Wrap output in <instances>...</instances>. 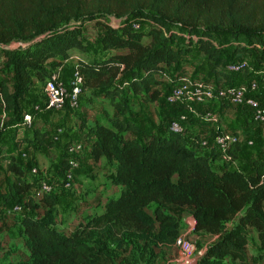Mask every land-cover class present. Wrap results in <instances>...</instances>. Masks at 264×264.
I'll list each match as a JSON object with an SVG mask.
<instances>
[{
	"label": "trees",
	"instance_id": "obj_1",
	"mask_svg": "<svg viewBox=\"0 0 264 264\" xmlns=\"http://www.w3.org/2000/svg\"><path fill=\"white\" fill-rule=\"evenodd\" d=\"M136 21L141 28L133 27ZM86 23L103 27L99 45L105 56L76 61L81 91L107 103L114 116L105 113V123L81 122L80 132L85 130L90 158L113 165L110 182L120 189L100 213L68 233L55 226V197L43 196L44 214H24L18 224L28 258L6 264H114L112 246L126 252L138 240L154 264L151 248L174 246L179 236L180 222L169 213L170 206L190 207L194 231L216 236L192 264H246L244 248L252 230L259 254L251 264H257L264 257V154L244 172L232 168L241 151L236 145L231 161L214 170L210 161L220 160L216 152L199 151L195 140L168 129L178 116L162 122L163 132L146 140L129 134L141 131L132 119L130 97L157 101L168 69L193 48L225 81L228 74L220 67L231 57L217 40L227 41L234 57L246 54L264 64V0H0V54L14 81L10 89L0 79V107L8 116L0 120V139L21 120L33 85L68 60L71 50L87 51ZM177 41L183 45L175 46ZM25 143L53 146L38 129L17 142L19 147ZM0 158L10 174L3 199L36 212L40 204L30 195L36 184L25 178L14 152L0 149Z\"/></svg>",
	"mask_w": 264,
	"mask_h": 264
},
{
	"label": "rangeland",
	"instance_id": "obj_2",
	"mask_svg": "<svg viewBox=\"0 0 264 264\" xmlns=\"http://www.w3.org/2000/svg\"><path fill=\"white\" fill-rule=\"evenodd\" d=\"M142 29L146 30L147 25L143 24ZM82 31L87 51L82 52L74 50L70 52V58L68 60L64 61L61 66L51 70L57 73L59 81L67 93H69L73 87L74 70L78 58L90 59L105 56V53L100 50L99 45V38L103 32V27L95 23H86L83 25ZM217 41H219L217 43H220L224 49L225 55L231 57V62L247 64L246 69L242 70L241 74H226L229 77V81L227 80L224 86L230 83L246 85V83L251 82L249 80L261 81L258 79V75L252 73V70L258 69L263 66V64H256L254 57L250 55L245 56L239 54L234 57L231 52L232 49H230L227 41ZM174 45L182 46L183 41H177ZM13 47L15 48L17 45L11 46V48ZM4 62L5 59H3L0 54V79L6 81L9 88H12L14 83L13 75L6 69ZM251 64L253 66H249ZM166 75L168 79L164 82L163 92H168L170 88L179 81L190 80L208 83L217 80L219 76L224 80L218 73L209 72V66L204 60V57H201L200 53H198L195 48H193L190 53L185 54L177 66L168 69ZM209 84L214 85L215 83L211 82ZM259 86L264 87V83L260 82ZM41 87L42 83L36 82L34 91L26 95L27 101L24 103V112L30 113L34 105L43 104ZM259 95L264 96V89L259 92ZM139 102H142L139 98L134 96L130 97V104L133 112L132 119L139 126V121H141V119L149 118L151 115L153 116L155 112H157L156 115H158L156 119L151 117L152 119L150 122L147 120L138 134H129V137L134 136L140 140H146L149 135L160 131V122L166 121L163 120V117H159V112L161 110H167L169 106H167L162 99L155 104L145 103V106L141 105ZM214 105L217 104H213L215 110L216 106ZM141 106L146 115L139 117L138 114L135 113V110ZM222 107L228 112V116L224 119L227 131L231 132L230 130L233 128L241 131L240 128L242 129L245 125L241 115L242 111L232 106L223 105ZM108 111L110 112L111 110L106 105H103L99 101V98H94L89 91L85 93L82 92L79 106L76 110L72 111L69 108H65L64 110L56 111L52 114L39 113L37 115L39 119L35 123V129L47 133V140L53 141V146L51 148L45 146L40 147L37 144L19 147L17 142L19 141L20 135L17 134L16 126L8 127L6 135L0 139V149L14 152L17 162L21 163L25 169L26 179L28 181L37 184V180L40 178V175H38V177L29 175L33 167L43 170L46 172L47 176L50 177L49 182L54 191L52 195L55 197L58 211L54 219L55 226L66 233L78 227L79 224H84L89 216L100 213L106 199L112 195H117L119 192L118 188L114 187L110 182L111 176L114 173L113 165L104 160H92L88 155V142L84 138L85 130L80 132L81 122H85L87 125L92 124L94 121L105 122L104 115L105 113H109ZM7 119L8 116L0 107V120L6 121ZM212 126L216 129V126ZM58 128H62L63 133L53 140L52 136ZM249 134V137L244 136L241 140V145L244 149L241 152L239 161L235 166H232V168L241 169L244 172L250 170L249 161L252 157L261 156L264 153V125L251 127L249 129ZM248 140L252 141L254 145H247L246 141ZM72 141L81 142L84 145V150L76 158L78 167L73 172L71 188L64 189L61 187L64 170L61 162L66 157L67 145ZM210 163L213 169L217 171L222 169L221 160H211ZM0 172V242L3 246V248L0 249V264L17 263L20 260L28 258V251L17 233L21 217L24 214H33L37 217H41L46 211V207L34 197L35 202L40 204L36 212L23 206L20 211H13L12 205H9L2 197L5 193L6 181L10 178V174L6 171L1 158ZM190 211L191 208L188 206L169 207V213L174 215L180 222L178 237L182 240H186L192 246L193 251L191 255L195 257L198 256V252H203L207 245L213 243L216 240V236L214 237L204 232H195ZM231 224L232 221L226 223L225 229H228ZM143 243L142 240H138L135 244L131 243L127 247L126 252L114 249V246H112L114 264H152L147 252L145 253L143 251ZM151 250L156 254L155 262L153 261L154 264H174L173 262L170 263V261L180 258V252L175 246L164 248L152 247ZM244 250L247 256L246 264H251V258L257 257L259 254L254 230L249 232L248 244ZM257 264H264V257L262 260H259Z\"/></svg>",
	"mask_w": 264,
	"mask_h": 264
},
{
	"label": "built area",
	"instance_id": "obj_3",
	"mask_svg": "<svg viewBox=\"0 0 264 264\" xmlns=\"http://www.w3.org/2000/svg\"><path fill=\"white\" fill-rule=\"evenodd\" d=\"M135 29L141 28L139 22H134ZM246 63L226 62L220 67V70L225 74H238L246 68ZM244 68V69H243ZM253 74L258 75V79L264 83V69L252 70ZM246 85H230V86H215L213 84L196 81H179L175 83L167 94L164 95L166 104L170 106H183L188 113L193 114L205 123H210L216 126L215 133L210 137H203L196 140V137L187 130L188 116L180 114L176 119H173L168 124V129L178 133L188 141H196V148L199 151H214L217 153L221 162H229L232 159L231 150L236 145H241L240 137L232 132L222 131L219 128L218 116L212 110H204L197 112V106H205L207 103H216L218 105L232 106L241 110L250 120L256 125H264V96L259 95V92L264 87L259 86L261 81L250 80ZM43 104H36L32 107L30 113H24L21 120L16 125L18 132H25L33 129V121L35 116L43 112H56L69 108L76 110L79 106L81 91V80L76 70H74L73 87L69 93L60 83L58 75L55 71L49 73V77L42 83ZM63 133L62 128H58L52 139H56ZM248 145H253L251 141ZM89 146V144H88ZM84 150V145L79 141L71 142L66 148L65 168L63 170L61 187L64 189L71 188V180L74 170L78 167L77 156ZM30 175L38 177L35 188L30 193L33 198L40 200L45 195H52L54 192L52 185L49 182L50 177L46 172L36 167L31 168ZM13 211H20L21 204L12 205ZM194 223V222H193ZM174 246L180 252V258L170 261L174 264H192L196 258L192 257V246L186 241L177 237ZM202 252H198L200 256Z\"/></svg>",
	"mask_w": 264,
	"mask_h": 264
},
{
	"label": "crops",
	"instance_id": "obj_4",
	"mask_svg": "<svg viewBox=\"0 0 264 264\" xmlns=\"http://www.w3.org/2000/svg\"><path fill=\"white\" fill-rule=\"evenodd\" d=\"M102 34V33H101ZM74 50H76V49H73V50H71L70 52H72V51H74ZM237 55H239V54H237ZM236 55V56H237ZM243 55H245V56H249V55H246V54H243ZM200 56L201 57H204L202 54H200ZM184 57V56H183ZM182 57V58H183ZM181 58V59H182ZM78 59H83V60H90V59H92V58H90V59H86V58H78ZM77 59V60H78ZM66 61V60H65ZM181 61V60H180ZM173 66H177V64L176 65H173ZM172 66V67H173ZM172 67H170V68H172ZM169 68V69H170ZM264 69V64H263V66H261V67H259L258 69H256V70H261V69ZM209 72H210V67H209ZM235 75V74H234ZM191 77V76H190ZM168 79V77H167V75H165V77H164V79H163V81L165 82V80H167ZM250 81V80H249ZM163 82V85L160 87V89L162 90V95H161V97L157 100V101H155L153 104H155V103H157L160 99H163V97H164V95L165 94H167L168 92H163L164 91V89H163V87H164V83ZM211 82H213V83H215L214 85L215 86H224V85H226V83H227V81H224L220 76L218 77V79L217 80H215V81H210V82H208V83H211ZM217 83V84H216ZM230 84H233V85H241V84H237V83H230ZM35 85H36V83L33 85V87H32V89L30 90V92L28 93V94H30L31 93V91H34V89H35ZM42 88V87H41ZM10 89H12L11 87H10ZM27 94V95H28ZM26 101H27V98H26ZM99 101L103 104V105H106L111 111L108 113L109 115H111V116H114V111L112 110V108L107 104V103H105V102H103L101 99H99ZM141 105H144L145 106V103L144 102H139ZM213 104L214 103H207L205 106H197L196 108H195V110L199 113H201V112H203L204 110H212V111H214L216 114H217V116H218V121H219V128L222 130V131H227V129H226V124H225V121H224V119H226V116H228L227 115V111L226 110H224L223 108L224 107H222L221 105H214V106H216V108H215V110H214V108H213ZM144 108V107H143ZM24 113H26V112H24ZM43 113H51L52 114V112H43ZM135 113H137L138 114V116L139 117H142V115H146V114H144V112H143V110H142V106L141 107H139V108H137L136 110H135ZM156 113L157 112H155V114L152 116L151 114V116L148 118H143V119H141V121H139V123H140V129H141V127H143L146 123V121L147 120H149V122L151 121V117H154L155 119L156 118H158V115H156ZM180 114H187V116H188V122H187V129H188V131L189 132H191L195 137H199V139L200 138H203V137H210V136H212L214 133H215V131H216V129H214V127L212 126V125H210L209 123H205V122H203V121H201L199 118H197V117H195L193 114H190V113H188V111L186 110V108L185 107H183V106H177V107H169L167 110L165 109V110H161L160 112H159V117H163V120L164 121H166V122H168L169 120H171V119H173V118H175V117H177V116H179ZM242 117H243V119H244V127L241 129L240 128V130L241 131H239V130H237V129H232V130H230L232 133H235V134H237L239 137H240V140H242L243 139V137L244 136H246V137H249V129L251 128V127H253V126H248V125H246V123H245V120L247 119L248 120V118H247V116L242 112ZM38 119H39V116H35V118H34V121H33V129H35V123L38 121ZM156 121V120H155ZM157 122V121H156ZM102 123H105V122H102ZM160 124H162V122H160ZM91 125V124H90ZM159 127V126H158ZM256 127V126H255ZM32 129V130H33ZM160 129V128H159ZM32 130H27V131H25V132H18V130L16 129V131H17V134L18 135H20V138H22V137H24V136H26V135H31V133H32ZM257 130H258V128H257ZM42 132V131H41ZM160 132H163L162 130L160 131ZM134 135H136V134H134ZM19 138V139H20ZM250 140H248V141H246L247 142V145H248V142H249ZM72 142H74V141H72ZM252 142V141H251ZM71 143V142H70ZM241 143H242V141H241ZM253 143V142H252ZM27 145H31V144H29V143H25V144H23L22 146H27ZM254 145V144H253ZM252 145V146H253ZM68 146V145H67ZM241 146V151H240V154H239V158H238V160L232 165V166H235V164L239 161V159H240V156H241V152L243 151V146L242 145H240ZM250 146V145H249ZM264 154V153H263ZM88 155H89V146H88ZM259 156V155H258ZM262 156V155H261ZM254 157H256V156H254ZM254 157H252L251 159H250V164H251V161H252V159L254 158ZM100 161V160H99ZM213 161V160H212ZM211 164V163H210ZM215 170V169H214ZM27 177V176H26ZM25 177V178H26ZM114 187H116V186H114ZM116 188H118V190L120 189L119 187H116ZM215 237V236H214Z\"/></svg>",
	"mask_w": 264,
	"mask_h": 264
}]
</instances>
